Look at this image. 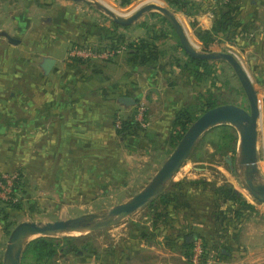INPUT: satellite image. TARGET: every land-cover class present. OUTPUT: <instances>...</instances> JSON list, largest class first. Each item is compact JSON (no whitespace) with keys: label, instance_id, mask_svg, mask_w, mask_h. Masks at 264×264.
<instances>
[{"label":"crops","instance_id":"obj_1","mask_svg":"<svg viewBox=\"0 0 264 264\" xmlns=\"http://www.w3.org/2000/svg\"><path fill=\"white\" fill-rule=\"evenodd\" d=\"M47 1L52 3L53 0ZM195 1H198L196 13L191 16L185 15L194 22L195 29L211 30L214 25V10L218 9L219 0ZM43 3L45 2L41 0L39 3L37 0H0V32L5 36L7 43L14 48L22 46L23 40L17 32L28 35L31 42L36 44L50 39L46 47L49 50L42 49V52L38 53L41 55L40 58L42 57L39 63L40 69L45 75H56L54 69L60 62L64 63L63 66L66 68L64 75L52 78L49 85L40 87V99L26 100L19 105L20 129L25 141H39V146L35 149V157L39 159L37 168L42 172L49 171L47 166H51L50 170L53 172L74 174L89 172L90 164L70 159L77 157L78 153L75 151L77 148L73 142L86 140L85 133L97 134L102 144L99 146L101 151L97 154L100 165H110L108 160L119 156L118 151L121 152V145H126L130 154L135 152L144 154L145 158H149L154 152L163 153L162 151L168 147L167 141L172 122L178 111L187 105V101L180 96L183 91L178 89L179 82L184 77L181 75L180 68L169 66L175 69L174 72L173 70L164 71L167 65L166 63L164 65V62L145 67L135 66L130 63L126 54L123 55L125 58L118 56L117 59L113 58L107 63L100 62V64H97L99 62L96 60L81 63L73 60L69 52L72 47H66V45L59 47L57 38L52 37L54 33L49 31L53 29L50 20L53 19L56 11L50 13L51 10H45ZM19 5L26 6L24 12H13V9ZM38 5H40L39 8H37ZM259 12L264 14V0H240L238 18L243 24L244 31L241 32L239 29L236 33L234 32L235 34L231 33L228 38L234 37L237 41L232 42L233 44L244 46L239 47L238 58L243 65L244 62L248 65L249 72L254 74L259 82L264 83V40L262 45L252 40L254 32L250 27L258 23ZM47 13H50L48 14L50 25L42 33L40 20ZM55 24L59 27V23L55 22ZM37 26L40 28L33 29ZM82 29L81 27L77 31L80 33ZM34 30H36L35 35ZM7 35L20 39L21 42L13 43ZM105 35L103 40L111 42L118 37L115 32ZM143 35H145V29L144 32H139L136 38ZM36 36L38 38L34 39ZM81 38L79 45H90L93 49V46L97 44L108 47L102 40L92 43L91 37L81 36ZM228 38H222L223 47L231 45ZM199 41L203 44L200 39ZM48 57L56 60L55 66L49 73L45 72L42 65L44 59ZM111 65L118 69L116 74L109 72ZM122 96H130L136 103L126 105L120 101ZM143 100L150 106L149 114L153 115L152 125L149 128L139 129L135 135L125 139L119 137L114 125L117 114L123 118L132 115L134 107ZM10 110L13 109L10 107ZM10 117L12 115L9 109L7 118L0 117V136L7 132L6 126L10 123ZM49 139L52 142L57 141L53 148L44 147L43 142ZM258 153L261 174L264 177V142L263 153H261L259 138ZM78 154L81 155V153ZM92 155L85 153L81 157L88 159ZM47 156H61L66 159L49 163L44 159ZM95 165L97 166L96 162ZM59 166L64 168H57ZM113 166H109L107 170ZM114 169L115 167L112 168ZM194 169L195 173L190 172L188 175L184 173L174 182L184 179L197 180L201 177L212 181V176L198 172L201 169ZM211 183L215 187H220L227 181L216 180ZM233 187L239 192L235 185ZM196 200L192 203L194 209L172 210L167 218L157 220L156 225L153 214L149 216L138 213L132 217L131 224L122 223V221L119 230L109 228L99 231L98 261H96L95 253L79 252L78 256L66 262L56 258L43 264H191L188 256L189 247L184 242V236L187 234L203 237L211 254L214 255L211 264H264V210H261L260 205L249 200L255 205L256 210L245 211L243 216H239L236 212L239 208L229 200H221L212 212L209 205H203V208L198 202L199 199ZM190 240L192 236L189 235L187 241ZM2 246L1 243L0 248Z\"/></svg>","mask_w":264,"mask_h":264},{"label":"rangeland","instance_id":"obj_2","mask_svg":"<svg viewBox=\"0 0 264 264\" xmlns=\"http://www.w3.org/2000/svg\"><path fill=\"white\" fill-rule=\"evenodd\" d=\"M39 1L37 0L38 3ZM41 1L45 2L43 3L45 6L43 8H45V10H51L50 13L56 11L55 15H53V19L50 20L51 24L53 25V29L48 30L54 33L52 37L57 38L59 41V47H64V45H66V47H72V49L76 47L89 48L90 45H79L81 43L79 41L82 39L81 36H83V38L91 37L93 41L92 43H98L100 40H102L104 44L106 43L108 46L104 47L103 44H97L93 46L95 50L103 51L107 49H121V52L115 55L113 58L117 59L118 56L125 58V56H123L127 52L125 45H117V48H111L113 41L111 42L106 39L103 40L105 34L114 32L112 27V18L103 10H100L96 6L85 2H76L72 0H53L52 3L47 0ZM97 1L106 4L108 7H113L117 14L123 15H130L140 5L150 1L173 9L166 0H130V2L127 4H123V0ZM194 2L195 5L193 10L195 11L198 10V1L194 0ZM65 4L68 5L66 6ZM25 7L26 6L24 5L16 6L13 9V12L15 11L16 13H23ZM39 7L40 5H38L37 8ZM173 10L182 21L192 41L197 44L200 49H202V44L198 37V32L201 31V29H195L193 24L194 22L188 16L175 9ZM37 12H39V9H37ZM50 13L43 15L44 18L40 20L42 33H44V29L49 28L50 24L48 22V14ZM159 14L162 15L159 12L146 13L135 23L128 26V28H117L115 33L117 36L124 35L126 41L135 40L141 38L136 37L138 36L139 32H144L145 28L142 27L143 24L148 23L151 26L149 29H145V35H143V37L152 36L155 33L158 36L160 35L161 38L156 42H159L161 47L167 50L165 51V56L162 57V59L165 60V62L163 61L164 63L168 64L165 65L163 70H173L172 72H174L175 69H171L169 66L172 65L169 63H171L172 60H175L176 57L182 56L180 51L171 49L173 45L177 44L178 36L171 33L170 28L167 25H163V23H161L160 17L158 16ZM257 16H259L257 19L258 23L254 24V27L250 26L252 27V32H254L251 39L259 44L261 43L262 45L264 40V14L259 12ZM54 21L59 23V27ZM81 27L83 29L79 33L77 30L81 29ZM39 28L40 27L37 26L33 29ZM248 28L249 27L247 26V29ZM35 31L36 30L33 31L34 35ZM18 33L20 38L23 40V43L21 47L19 46L14 48L11 47L9 43H7L5 36H3L0 32V117L7 118L8 109L12 115L9 120L10 123L6 126L7 132L0 136V150L2 151L0 152V173L16 174L18 177H21L20 183L23 184L21 187L22 192L17 195L19 203L7 207V218L3 219V216H0V244L2 243L3 245L2 248H0V263H3L4 260L6 245L10 237V231H12L21 222H48L60 219H68L90 213L106 215L110 208L127 201L139 191H141L169 156V152H172L174 149L168 145L166 150L162 151L163 153L160 154V152H154L149 158H145L144 154L140 155L136 154V152L130 154L129 149H126V145H121L122 150L120 153L118 151L119 156L108 160L110 165H100L99 161H97V154L100 153L101 150L99 146H102V144L98 140L99 138H97V134L85 133L84 135L86 136V140L83 142H79L78 140L73 142L77 148L75 151L81 153V155L77 153V157L75 156L70 159H73L75 162L83 161L84 163L90 164L89 172L75 174L53 172L50 170L51 166L46 167L49 169V171L45 170L42 172L41 169L37 168V165H39V159L35 157V149L39 146V141H25L20 129L19 120L21 110L19 105L26 100L36 101L37 99H40V87L42 85H49V83L52 81V78L64 75L66 68L63 66L64 63L60 62L59 65L54 69L56 75H45L43 70H41L39 67L42 57L40 58L41 55L38 53H41L42 49L49 50L46 47L50 39H45L43 43L36 44L35 42H31L28 35L17 32V34ZM44 35L45 34H43V36ZM37 38L38 37L36 36L34 39ZM229 40L231 45L224 46L223 51L232 52L234 54L236 53L235 55L239 57L238 55H240V53L238 52V49L239 47L244 46L241 44H233L232 42L235 40L237 41V39L234 37L230 38ZM73 41H75V43H73ZM70 58L74 60L75 56L71 55ZM113 58L110 59L113 60ZM82 59L84 61L96 60L99 62L97 64H100V62L107 63L110 61V59H103L100 57ZM245 64L246 63L244 62V66L248 70V65L246 64V66ZM117 70L118 69L115 68L114 65H111L109 72L116 74V72H118ZM213 70V75L215 76L213 77V82L214 84L216 83L214 87H211L213 85L211 81H204L198 84L195 78L193 79L189 76H184L182 77L181 82H179L180 86L178 89L183 91L180 96H183V99L186 100L187 103L193 101L194 103H198L203 99V97L207 96V91H211L213 88L218 90V88L221 86L220 91L218 92H221L222 90L228 100L249 109V101L241 90V84L232 67L226 62L220 61L217 63V65H214ZM249 71L250 70H248V72ZM249 74L251 75L255 85H257V88L260 90L258 93L262 100L263 116L259 121V148L260 152L263 153L264 83L259 82L258 79L254 77V74H251L250 72ZM226 80H229L230 83H226L227 86L222 88V85L224 86ZM232 86L234 87L232 88ZM139 103L145 104L146 106L147 114L145 116V121L147 124H149L146 127L149 128L150 125H152L151 121L153 117V115L150 116L149 114L150 106L148 102L144 100ZM10 107L13 110H10ZM227 132L230 133L229 130L213 128L204 134L189 159L177 172L172 181L174 182L179 180L184 173L186 175H188L190 172L195 173L194 168H198L201 169L198 172L205 174L207 173L212 176L211 180L214 182H216V180H225V182L227 181L228 184L232 186L235 185L245 198L251 200L257 205H260L262 208L261 210H264V204L253 198V196L249 194L242 183L243 173L241 168H239L237 165V151L234 152L232 150L233 148H237L238 150L240 141L239 132L236 130L235 143L228 153L222 154L221 150L215 148V145L218 144L222 149L231 146V143L230 145L228 143L225 144L227 139H224L223 135H226ZM43 144L45 148H53V145L57 144V141L52 142V140L49 139L44 141ZM61 147L65 148L64 146ZM85 153L93 155L88 159H83L81 156H84ZM156 154L158 156H156ZM44 159H46L49 163H52L54 161H61L62 159L66 158H61V156H47ZM95 162L97 166L95 165ZM111 165H114L113 167H115V169L112 170L113 167H111L110 170H107V168L109 169V166ZM57 168L64 167L59 166ZM21 172L23 175L20 174ZM202 179L203 178L201 177V179L197 180ZM203 187V183L197 187L190 186V188H195L193 192H196V194H198L197 196L202 198L203 202L201 207L204 208L203 205H209L210 211L212 212V210L214 211L216 209L214 197H212L214 195L209 193V196L205 194V192H201ZM138 213L141 215L148 214L149 216H152L151 210L147 207H144L143 209L134 213L128 219H125L122 223L127 222V224H131L132 217ZM122 223L113 226L110 229L119 230L118 228H121ZM5 225H7L9 230L5 229ZM67 236H85L81 239H76L77 249H80L82 254L95 253L94 255L96 256V261H98L100 244L99 232ZM84 244H88L89 247H87L88 245L83 247ZM78 255L79 252L73 251L71 248H66L64 250L61 249L56 258L61 259V262H66L72 257H76Z\"/></svg>","mask_w":264,"mask_h":264},{"label":"water","instance_id":"obj_3","mask_svg":"<svg viewBox=\"0 0 264 264\" xmlns=\"http://www.w3.org/2000/svg\"><path fill=\"white\" fill-rule=\"evenodd\" d=\"M96 6L122 26H130L149 12L161 13L174 28L183 49L193 58L222 60L235 72L249 101V109L238 104H222L205 111L184 133L176 147L169 154L148 184L133 197L110 208L106 215L98 213L55 221H24L10 233L3 264H22L25 248L39 237H59L95 233L109 229L131 217L137 211L148 206L158 198L177 172L189 159L202 136L220 125H231L239 132L240 141L237 150V165L243 173L242 183L250 195L264 204V177L261 174L258 153L259 121L263 116L262 100L253 79L241 60L232 52L205 51L200 49L190 38L186 28L175 11L167 6L146 2L136 8L130 15L117 14L106 4L97 0H72ZM13 43L20 39L7 35ZM56 64L53 58H45L43 68L49 73ZM120 101L126 105L135 104L130 96H122Z\"/></svg>","mask_w":264,"mask_h":264},{"label":"trees","instance_id":"obj_4","mask_svg":"<svg viewBox=\"0 0 264 264\" xmlns=\"http://www.w3.org/2000/svg\"><path fill=\"white\" fill-rule=\"evenodd\" d=\"M167 3L175 10L179 12H183L186 15H194L197 10L194 9L195 2L194 0H166ZM130 0H123V4L129 3ZM240 7V0H219V8L214 10V25L211 30H201L198 32V37L202 41V49L205 51H223V40L222 38H228L231 33H236L239 29L244 31L243 24L240 22L238 18V11ZM113 11L115 9L113 7H109ZM116 12V11H115ZM160 17L161 23L163 25H167L170 28V32L174 35H177L174 28L170 24V22L163 16L158 15ZM151 25L148 23L143 24L142 27L145 29H149ZM112 27L113 31L116 32L117 28L123 27L128 28V26H122L115 23L112 20ZM168 28V29H169ZM234 33V34H235ZM114 38V36L112 37ZM160 35L158 36L156 33L152 36L148 37H141L135 40L126 41L125 36L121 35L118 36L117 39H114L111 45V48H117V45H125L127 48L126 55L128 60L131 64L135 66L145 67L151 64L163 63L165 60L162 57L165 56V50L161 47L159 42H156L160 39ZM119 39V40H118ZM177 44L171 47L172 50L180 51L182 56L176 57L175 60H172V66H176L180 68V72L182 76H189L191 78H195L200 84L204 81H211L214 87L213 77H215L213 67L214 65L222 60H206V59H198L193 58L189 54L185 52L182 47V44L177 37ZM115 43V44H113ZM118 43V44H117ZM74 60L78 62H84V60L80 57H75ZM215 63V64H214ZM165 65V63H163ZM168 64V63H166ZM230 83L229 80H226L224 86ZM221 87V86H220ZM220 87L218 90L213 88L211 91H207V96L203 97V99L198 102L194 103L189 102L183 108H181L176 117L172 122V127L169 132L167 144L172 148H175L184 133L190 127V125L205 111L216 107L222 104H236L233 101H230L224 95V92L221 90ZM234 86H232L233 88ZM241 90L245 94L243 87L240 85ZM221 88V89H222ZM257 89V87H256ZM258 90V89H257ZM218 93V94H217ZM139 106L137 105L134 107V111L132 115L123 118L120 114H117L116 120L120 117L121 124L120 126L117 125L115 122V128L117 135L122 137L123 139L127 138L128 136L135 135L139 129H145L142 123L137 119V111ZM147 114V112H146ZM215 129H225L229 130L226 135H223L224 139H227L225 144L231 143V146L221 148L220 145H215V148L222 151V154L228 153L234 145V141L236 138V130L235 127L231 125H220L215 127ZM234 152L237 151V148L232 149ZM171 153V151L169 152ZM23 175V173H20ZM21 177H18L15 183V195H18L22 192V185L20 183ZM203 183V190L201 192H205V194L214 195V202L215 205L219 204L222 201H231L233 204L237 205L239 210H236L237 215L243 216L245 211H255V205L250 202L247 198H245L240 192H238L232 185L225 184L220 187H215L208 182L207 180H180L178 182L171 181L163 193L152 201L147 208H149L152 212L154 217V224L156 225L157 220H164L167 218L172 210H177L178 208L183 209H194L193 208V201H197L199 199V203L202 204L203 200L200 196H197L196 192H193L195 188H190V186L197 187L198 185ZM209 183V184H208ZM209 191V192H208ZM208 192V193H207ZM211 199V198H210ZM3 203V205H2ZM19 203L18 200L9 199V200H1L0 201V216L4 218L8 217V212H6L8 206H13ZM172 208V209H171ZM5 229L7 225H5ZM11 233V231H10ZM9 233V234H10ZM192 236V240L187 241V238ZM85 236H59V237H39L25 248L23 257H22V264H43L49 260L55 259L58 255L59 251L66 248H71L73 251L81 252L80 249H77L76 239H81ZM197 236L195 234H187L184 236V242L189 247L188 256L191 259L193 254V247H194V240ZM64 239V241H63ZM205 242V241H204ZM88 244H84L87 246ZM205 246L208 247L205 243ZM89 247V245L87 246ZM82 253V252H81ZM3 264V263H0Z\"/></svg>","mask_w":264,"mask_h":264},{"label":"built area","instance_id":"obj_5","mask_svg":"<svg viewBox=\"0 0 264 264\" xmlns=\"http://www.w3.org/2000/svg\"><path fill=\"white\" fill-rule=\"evenodd\" d=\"M121 52V49H107L103 51H97L91 47L89 48H74L70 51V55L80 58H94L100 57L103 59L113 58L115 55ZM139 108L137 111V119L142 123L144 127L148 124L145 121L146 116V106L145 104L139 103ZM117 125L120 126L121 118L119 117L116 120ZM18 179V175L16 174H6L0 173V201L1 200H9L14 199L18 200L17 195L13 197L15 194V183ZM211 254L208 247L205 246V242L203 237L197 236L194 240L193 254L191 257V264H211V259L214 255Z\"/></svg>","mask_w":264,"mask_h":264},{"label":"bare ground","instance_id":"obj_6","mask_svg":"<svg viewBox=\"0 0 264 264\" xmlns=\"http://www.w3.org/2000/svg\"><path fill=\"white\" fill-rule=\"evenodd\" d=\"M154 3H156V2H154ZM156 4H158V5H161V6H164V5H162V4H159V3H156Z\"/></svg>","mask_w":264,"mask_h":264}]
</instances>
